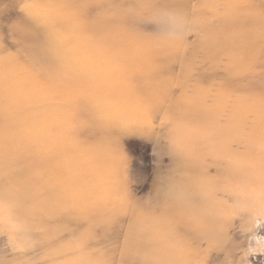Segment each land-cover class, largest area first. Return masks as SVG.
<instances>
[{"label": "rangeland", "instance_id": "1", "mask_svg": "<svg viewBox=\"0 0 264 264\" xmlns=\"http://www.w3.org/2000/svg\"><path fill=\"white\" fill-rule=\"evenodd\" d=\"M0 264H264V0H0Z\"/></svg>", "mask_w": 264, "mask_h": 264}]
</instances>
